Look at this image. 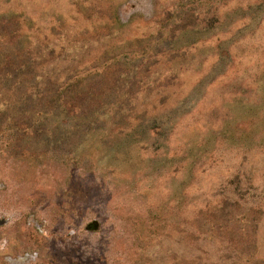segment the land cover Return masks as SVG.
<instances>
[{
    "label": "rangeland",
    "instance_id": "374dc122",
    "mask_svg": "<svg viewBox=\"0 0 264 264\" xmlns=\"http://www.w3.org/2000/svg\"><path fill=\"white\" fill-rule=\"evenodd\" d=\"M16 22L105 104L69 133L0 90V264H264V0H0Z\"/></svg>",
    "mask_w": 264,
    "mask_h": 264
},
{
    "label": "trees",
    "instance_id": "16d2710c",
    "mask_svg": "<svg viewBox=\"0 0 264 264\" xmlns=\"http://www.w3.org/2000/svg\"><path fill=\"white\" fill-rule=\"evenodd\" d=\"M10 14L15 15V13H6L4 16ZM18 27L19 23L17 22L16 26L10 24L0 25V31H4L0 36L5 35L7 38H10L8 45L11 46L5 55H0V90H3L1 93L5 95L6 91L4 89L6 88L3 87L7 85V90H14V94L19 92L17 96H14L12 92H10L11 97L9 95L10 98L16 99V102L18 101V105L20 106H18L17 114H14V117H35L36 112L27 110L24 106L29 100L38 97L42 103L47 101L50 106L47 109L37 111L39 116L35 117V119H45L46 116L52 117L55 113H67L66 115L70 114L73 117L80 118L75 123L76 126L70 131L67 130V132L73 133L79 130L84 132V130H88L94 121L92 116L95 114L100 115L98 111L102 109L101 105L105 104L103 101H95L100 104L87 102V106L83 104L84 98L89 96L94 97L96 93H98L96 96L105 93V91L97 90L99 86L98 75L89 74L88 76L80 77L73 71L70 76L67 75L62 78L58 74L59 71H57L55 65H51L52 61L55 62L52 56L53 49L50 50L48 47L37 45L36 48H38L39 55L34 56L32 51L27 52L23 47V43L25 40L26 43L28 42V36L21 33ZM49 59L51 62L45 68L36 72V68L40 67L39 65H45ZM34 68L35 72L32 70ZM27 84L31 86H27ZM45 85L47 86V90L54 91L46 96H38L39 92L45 90V88L42 90V86ZM40 86L41 88L37 89ZM22 89H26V91H22ZM108 89L113 90L112 93L115 92V89L117 90L115 85ZM112 95L116 96L115 93ZM29 127L30 125L26 126V130Z\"/></svg>",
    "mask_w": 264,
    "mask_h": 264
}]
</instances>
